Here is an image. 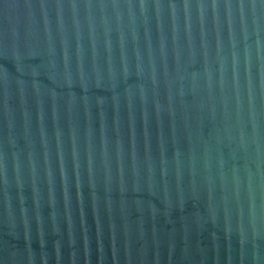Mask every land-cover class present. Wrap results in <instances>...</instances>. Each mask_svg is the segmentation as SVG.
<instances>
[{
  "label": "water",
  "instance_id": "water-1",
  "mask_svg": "<svg viewBox=\"0 0 264 264\" xmlns=\"http://www.w3.org/2000/svg\"><path fill=\"white\" fill-rule=\"evenodd\" d=\"M0 264H264V0H0Z\"/></svg>",
  "mask_w": 264,
  "mask_h": 264
}]
</instances>
